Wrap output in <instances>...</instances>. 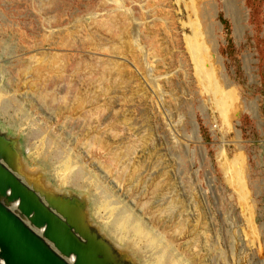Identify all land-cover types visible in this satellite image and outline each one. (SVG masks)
<instances>
[{"label":"rangeland","instance_id":"1","mask_svg":"<svg viewBox=\"0 0 264 264\" xmlns=\"http://www.w3.org/2000/svg\"><path fill=\"white\" fill-rule=\"evenodd\" d=\"M109 20L116 25L107 29ZM30 56L45 68L36 80H47L58 101L48 108L35 96L37 113L25 117L56 140L61 157L100 171L107 200L137 212L189 264H264V0H0V90L9 103L0 128L20 136L23 151L41 139L9 126L22 118L13 100L33 98L19 73ZM85 62L102 76L78 70ZM47 63L62 65L63 79ZM87 92L98 95L81 102ZM32 147L27 165L42 166ZM0 160L71 225L22 170ZM16 200L0 197L66 264H77L47 237L48 221L32 220ZM94 209L100 224L106 213Z\"/></svg>","mask_w":264,"mask_h":264},{"label":"bare ground","instance_id":"2","mask_svg":"<svg viewBox=\"0 0 264 264\" xmlns=\"http://www.w3.org/2000/svg\"><path fill=\"white\" fill-rule=\"evenodd\" d=\"M232 5L233 4H231V6ZM111 24L112 26L116 25V21L109 20L106 28L109 29ZM121 24L125 25V20H123ZM92 44H94L93 46L97 47V49L101 47L99 43L93 42ZM210 46L212 45L210 44ZM61 59L62 58H60V60ZM35 61L34 57L30 56L29 59L23 61L20 65L19 73L21 74V83L27 85L26 87L30 90H27V93H32L30 97L33 98L30 100L28 97H20L13 100V102L17 104L16 111L22 112V118L21 120H16L17 118H14V120L10 121L9 126L10 128H12V126H17L14 130H17L19 133H27L29 138H32L35 134L41 137L40 141L31 144L30 140L29 144L31 147L33 146L32 149H36V152L41 153L44 163L42 166L37 167H30L27 165L26 154L31 153V147L28 145L25 151L21 150L20 136L8 134L6 131L8 126L4 129L0 128V157L4 158L11 168H17L19 171L22 170L27 178H29V183L31 181L34 186H37L35 187L36 190H42L40 192L47 197L49 203L62 211L66 217V222L71 224L72 226H70L78 231L85 239L87 238V243L79 241L80 238L77 239L74 235L77 234L79 236V233L73 232L74 230L71 232L72 229L69 225L63 224L53 213H50V210H47L41 205L40 200H37L36 194L32 191L34 188L30 189L29 187H24L21 184V180V182H19L17 178L14 179L10 174H3L1 171L0 188L9 187L13 190L15 196H20V199H22V208L24 210L31 208L36 211L35 218L37 221L42 223L41 221L47 220V237L61 249L60 252H62V255L68 258L75 257L77 259V264H189L187 259L175 251L172 242L169 239L165 240L162 235L163 233L158 230L155 231V227L146 223L137 212H134L125 204L119 206L116 205L117 203L115 201H109L105 198L102 192L108 193V190L105 187L102 191L100 189V171L98 172V170L95 169L94 173L93 171L81 167L79 165L80 161L78 159L80 158L78 156L72 157L68 155L61 157L60 149L62 148L58 146L56 140H54V138H46L47 131L39 132L35 129V123H31L29 119H27V110L32 112V115L34 111L35 114L37 113V108L34 105L35 96L44 102L48 108L53 107L58 101L55 89L53 90L48 87L47 80L44 82V85L39 84L36 80L37 75L42 73L41 70H43L44 67L42 65L43 68L39 67L40 64L37 65L38 62H36L35 65ZM92 64L93 66L85 62V65L79 66L78 70H88L90 75H98L101 77L102 70L97 69L95 63ZM46 65L48 68H46V71H49V74L53 71L58 72L59 77L63 79L64 68L62 65L58 67H51V63H47ZM44 75L47 76L46 74ZM30 76L32 79L29 81L28 78ZM87 80L90 85L94 83V79ZM18 86L20 87V84H18ZM18 86H16V90ZM19 89L21 90V88ZM18 90L17 92H20ZM5 94L7 93L4 90H0V110L8 114L9 103L6 102L8 100L3 99L1 101ZM97 95V92H87L80 98V101L85 102L92 100ZM91 128L92 127H90L89 130H91ZM90 132H93V130L89 131V133ZM96 133L98 134L97 131ZM63 150H65V147ZM20 154H23L22 162L18 161ZM60 162L62 164H59L56 168L55 165ZM51 166L53 167L52 170L56 173L59 172L56 175V184L53 183L48 176L49 174L51 175ZM101 166L104 170H108L104 161L101 162ZM100 169L101 168H99V170ZM107 170L105 171L107 172ZM71 186H75L83 192L77 191V188H71ZM94 205L98 209L102 208L106 213L105 216L97 215V218H99L97 221H99L100 224L95 222L92 217V215L94 216L96 213ZM69 228L71 230H69ZM180 229L181 227H177L175 231ZM92 230H97L98 232H92ZM202 230H204V232H202L203 239H205L206 244H208L209 239L207 232L205 229ZM199 236L200 235H195L191 241L198 240ZM68 258H66V260H68Z\"/></svg>","mask_w":264,"mask_h":264},{"label":"water","instance_id":"3","mask_svg":"<svg viewBox=\"0 0 264 264\" xmlns=\"http://www.w3.org/2000/svg\"><path fill=\"white\" fill-rule=\"evenodd\" d=\"M1 165L0 171L3 174H10L14 178V175ZM7 190L8 187L0 188V197L5 196L9 201L20 199V196L13 194L12 189L10 190V194H7ZM21 202L22 199H20L19 204L22 213L29 218L31 217L32 220L35 219L36 211H33L31 208L24 210ZM41 205L44 206L42 203ZM0 259L2 260L0 264H66L53 252L44 239L30 229L21 217L8 209L1 201Z\"/></svg>","mask_w":264,"mask_h":264}]
</instances>
